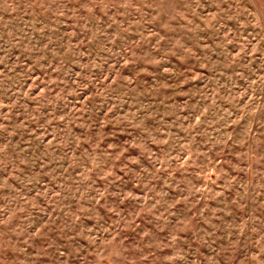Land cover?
<instances>
[{
	"label": "rangeland",
	"instance_id": "374dc122",
	"mask_svg": "<svg viewBox=\"0 0 264 264\" xmlns=\"http://www.w3.org/2000/svg\"><path fill=\"white\" fill-rule=\"evenodd\" d=\"M0 264H264V0H0Z\"/></svg>",
	"mask_w": 264,
	"mask_h": 264
}]
</instances>
